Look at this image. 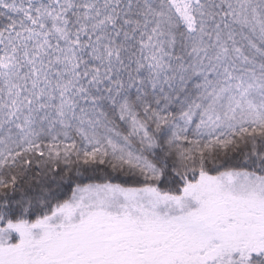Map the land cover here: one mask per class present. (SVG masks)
<instances>
[{"label": "snow or ice", "instance_id": "6c2138e0", "mask_svg": "<svg viewBox=\"0 0 264 264\" xmlns=\"http://www.w3.org/2000/svg\"><path fill=\"white\" fill-rule=\"evenodd\" d=\"M0 264H264V0H0Z\"/></svg>", "mask_w": 264, "mask_h": 264}]
</instances>
